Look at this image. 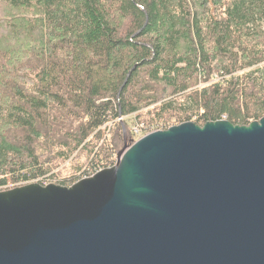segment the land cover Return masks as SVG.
<instances>
[{
    "label": "trees",
    "instance_id": "16d2710c",
    "mask_svg": "<svg viewBox=\"0 0 264 264\" xmlns=\"http://www.w3.org/2000/svg\"><path fill=\"white\" fill-rule=\"evenodd\" d=\"M133 115L264 118V0H0V187L114 166Z\"/></svg>",
    "mask_w": 264,
    "mask_h": 264
},
{
    "label": "water",
    "instance_id": "95a60500",
    "mask_svg": "<svg viewBox=\"0 0 264 264\" xmlns=\"http://www.w3.org/2000/svg\"><path fill=\"white\" fill-rule=\"evenodd\" d=\"M122 126L114 166L0 191V264H264V118Z\"/></svg>",
    "mask_w": 264,
    "mask_h": 264
},
{
    "label": "rangeland",
    "instance_id": "374dc122",
    "mask_svg": "<svg viewBox=\"0 0 264 264\" xmlns=\"http://www.w3.org/2000/svg\"><path fill=\"white\" fill-rule=\"evenodd\" d=\"M125 121V123L127 124L126 125V127L128 126L131 130L132 129H136L137 127H139V133H137L136 135H135V137H133V141L135 140V141H138L139 139H141L142 137H144L145 135H147V129H146V127H143L144 125H139V124H137V122H136V117H135V115H133V116H128V117H125L124 119H120L119 121ZM128 129V128H127ZM129 139V138H128ZM128 144L130 145V144H132V142H131V140L129 139L128 140ZM123 147H124V145H122V147H120V149L117 151V153H116V155L114 156V160H115V162H116V160H117V155H118V152L120 151V150H122L123 149ZM70 162H71V160H70ZM67 165V164H66ZM66 165H64V167L66 166ZM71 165V164H70ZM10 184H12V183H10ZM13 185V184H12Z\"/></svg>",
    "mask_w": 264,
    "mask_h": 264
},
{
    "label": "built area",
    "instance_id": "2783aa9c",
    "mask_svg": "<svg viewBox=\"0 0 264 264\" xmlns=\"http://www.w3.org/2000/svg\"><path fill=\"white\" fill-rule=\"evenodd\" d=\"M223 120H226V118L224 117V119ZM139 129V127H137L136 129H132V132H133V137H135V135L137 134V133H139L140 131L138 130ZM155 131H157V130H153V131H150V132H148L147 131V134L148 133H152V132H155ZM135 141V140H134ZM100 171H102V170H99V171H97L96 173H98V172H100ZM96 173H94V174H96ZM94 174H92V175H90V176H88V177H91V176H93ZM88 177H86V178H88ZM10 183H12L10 180H7V182H6V185L5 186H2V187H0V191H7V190H11V189H14V188H17V187H21V186H24L23 184H20V185H12V184H10ZM35 183V182H34ZM31 184V183H30ZM46 185H48L47 183H44L43 184V186H46Z\"/></svg>",
    "mask_w": 264,
    "mask_h": 264
},
{
    "label": "bare ground",
    "instance_id": "6f19581e",
    "mask_svg": "<svg viewBox=\"0 0 264 264\" xmlns=\"http://www.w3.org/2000/svg\"><path fill=\"white\" fill-rule=\"evenodd\" d=\"M149 134V133H148ZM134 142H136V141H134Z\"/></svg>",
    "mask_w": 264,
    "mask_h": 264
}]
</instances>
